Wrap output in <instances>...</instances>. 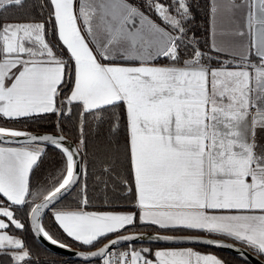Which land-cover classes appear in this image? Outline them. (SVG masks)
Wrapping results in <instances>:
<instances>
[{"label":"snow or ice","instance_id":"obj_1","mask_svg":"<svg viewBox=\"0 0 264 264\" xmlns=\"http://www.w3.org/2000/svg\"><path fill=\"white\" fill-rule=\"evenodd\" d=\"M25 2L0 0V119L56 114L71 124L75 110L77 137L73 148L64 135L0 126V254L31 264L24 241L10 234L13 227L25 229L18 212L31 216L32 231L67 247L41 218L75 187L89 204L91 117L97 136L108 125L93 156L111 153L96 179L105 190L112 181L120 184L136 211L58 210L54 225L67 237L94 246L115 234L91 253L105 257L104 264H226L191 248L156 251L155 260L143 255L148 249L111 252L121 241L142 238L119 235L139 220L222 236L264 256V139L258 133L264 131V0H209L207 51L189 35L192 0H47L41 8L50 11L41 21L2 15ZM57 127L63 132L60 122ZM42 144L59 152L61 168L51 187L33 190L30 174L46 155ZM122 164L127 168L118 171ZM196 242L233 247L211 238ZM237 251L244 258L243 248Z\"/></svg>","mask_w":264,"mask_h":264},{"label":"trees","instance_id":"obj_2","mask_svg":"<svg viewBox=\"0 0 264 264\" xmlns=\"http://www.w3.org/2000/svg\"><path fill=\"white\" fill-rule=\"evenodd\" d=\"M130 2L141 4L142 0H130ZM208 3L209 0H192V12L195 17L194 21L191 23L190 28L191 32L189 35L194 34L196 38L201 41L202 47L205 51H207L206 46L203 44L204 40L208 36V28H209V18H208ZM46 5L47 0H27L23 8H14L9 9L5 12L6 16L9 20H25L29 18H35V20H43L47 17L48 12L50 11V6L44 9L41 8V5ZM43 12V15L41 14ZM155 18V17H153ZM159 22V21H157ZM50 42L59 43L55 36L49 37ZM63 46L61 45V48ZM59 54V52H58ZM65 57H67L66 49L63 51ZM223 59V57H222ZM159 63H167V61L160 60ZM118 111L121 114L123 119L124 109L121 106ZM77 117L74 110L73 122L71 124L66 123L61 117H58L56 114H47L40 119H20L17 121H9L0 119V126L7 128H15L20 130H34V131H48V132H57L60 128L57 127L58 122H60V126L63 127V133L68 137L72 138L76 141L77 132L74 127L75 121ZM89 129L92 131L89 132V155H88V175H87V196L89 200V204L84 206L82 204L83 194L80 192V188L77 187L75 191L69 195L65 200L56 205L55 209L58 210H72V209H82V210H93V211H136V209L130 206L131 200L126 197L121 191V186L114 181L109 183L108 188L105 190L103 185L99 184L96 177L100 173L101 162L106 160L111 153L98 152L96 156H93V146L94 144H99L101 147L104 143V137L107 135L108 125L105 124L100 129L99 136L95 133L94 124L91 123V117H89ZM124 131L121 130L120 133V141L124 142ZM46 155L43 157V161L38 168H34L33 172L30 175V183L33 187V190L37 188L46 189L51 187L52 178L58 175V170L61 168V156L57 150H55L51 145H45ZM98 157V159L96 158ZM122 159V158H121ZM127 168L126 164H122L118 171H123ZM107 179V177H105ZM128 179L131 182V175H128ZM84 180H81V185H83ZM39 200L36 201V203ZM110 204V206H109ZM29 214L26 212H18L17 217L22 220L25 224L24 230H15L14 227L10 229V233L17 235L20 237L27 248L31 253V264H104V259H97L92 261H80L75 259H70L67 257H63L60 255H56L46 250L36 239L30 225ZM43 225L50 233L59 241L64 244H67L74 248H79L83 250L94 249L102 245L109 238L115 236V234H109L107 238H101L98 242L94 244V246H85L72 238H69L60 230L57 226L54 225V219L52 216V210L43 220ZM139 230H150V231H168V232H179L183 234H187L192 232L191 230L183 229V230H168V229H160L157 226L141 224L139 220H137L134 226H128L126 229L122 230L120 233H127L131 231H139ZM119 233V234H120ZM222 237V236H221ZM227 239V238H226ZM231 240V239H230ZM150 245L152 247V251L149 254L144 253L146 257L153 256L154 251L160 247L166 246H174V245H166V244H156V243H133L126 244L120 247H116V249L122 248H132L137 250L140 246ZM191 246V245H184ZM197 249L213 252L218 255L219 258L226 261V264H241L242 258L239 256L226 252L224 250H220L217 248H210L204 246H194ZM8 256V255H5ZM10 258V256H9ZM244 264H251L248 261L244 260ZM3 264H13L12 259L10 258L6 263Z\"/></svg>","mask_w":264,"mask_h":264},{"label":"water","instance_id":"obj_3","mask_svg":"<svg viewBox=\"0 0 264 264\" xmlns=\"http://www.w3.org/2000/svg\"><path fill=\"white\" fill-rule=\"evenodd\" d=\"M31 132L32 134H57V135H64L66 138V144L67 146L70 147H75L76 145V141H74L72 138L68 137L67 135H65L63 132H61L60 130H58L57 132H48V131H34V130H26ZM19 141H24L27 138L26 137H21L18 138ZM12 146H19V144H15ZM41 146H45L44 144H42ZM77 187H75L70 193H65L64 196L59 199V201L55 204V207L57 204H59L60 202H62L63 200H65L69 195H71L75 189ZM41 201H38L37 203H40ZM55 207L49 206V208L44 210V214L42 215V223L44 218L46 217L47 214L50 213L51 210H53ZM77 211H82L81 209L77 210ZM142 224V223H141ZM30 225H31V216H30ZM34 235L37 239V241L48 251H50L51 253H54L56 255H60L63 257H67L70 259H75V260H80V261H92V260H97V259H103L104 257L101 256H91V253L93 252H98L101 248H104L105 245H108L109 242L113 239H116L117 236H113L110 239H108L106 242H104L102 245H100L97 248L94 249H88V250H83V249H79V248H74L71 247L69 245H67V247L65 248H60L57 245H53L51 244L48 240H46L45 238H43L42 235L37 234L36 232H34ZM119 235H123V236H136V237H142V238H138V239H133V240H128V241H121L119 244L113 246L110 251L116 247H120L122 245H126V244H133V243H137V242H141V243H156V244H166V245H174V246H184V245H191V246H204V247H210V248H217L220 250H224L226 252L235 254L237 256H239L240 258V252L237 251V249L243 248V252H244V260L248 261L251 264H264V257L263 256H258L256 252L252 251L251 249H248L246 247H243L242 245H240L238 242H235L233 240H229L226 239L224 237L221 236H217V235H212V236H208V235H203V234H182V233H169V232H158V231H131V232H127V233H121ZM164 236H170L173 237L174 239L172 240H165V239H161L158 237H164ZM206 238H211L214 240H219L225 244H232L233 247L229 248V247H216V246H210V245H206V244H202V243H198L196 241L199 240H203ZM143 249H148L149 251L146 252V254L151 253L152 251V247L150 245H143L140 246L138 248L139 251L143 250ZM87 257V258H85Z\"/></svg>","mask_w":264,"mask_h":264},{"label":"crops","instance_id":"obj_4","mask_svg":"<svg viewBox=\"0 0 264 264\" xmlns=\"http://www.w3.org/2000/svg\"><path fill=\"white\" fill-rule=\"evenodd\" d=\"M238 2V1H237ZM258 133H259V138L260 139H264V131H261V130H258ZM31 175V174H30ZM40 201V200H39ZM77 210H79V209H72V210H62V211H68V212H72V211H77ZM82 210V209H81ZM56 211H58V209H53L52 210V216H54V213L56 212ZM82 211H85V212H101V211H93V210H82ZM113 212H130V211H113ZM29 221H30V216H29ZM32 229V228H31ZM168 230H176V229H168ZM139 231H147V230H139ZM192 232H189V234H203V235H207V234H205V233H203V232H200V231H197V230H191ZM159 232V231H158ZM164 232H168V231H164ZM169 233H179V232H169ZM10 234H12V233H10ZM121 234V233H120ZM183 234V233H182ZM13 235H15V234H13ZM15 236H17V235H15ZM18 237V236H17ZM20 238V237H19ZM110 239V238H109ZM230 240V239H229ZM182 248H191V249H193L194 251H196V252H199V253H201V254H213V255H216V254H214L213 252H206V251H203V250H200V249H197V248H195L194 246H166V247H160V248H157L155 251H154V253H153V256H151V257H147L148 259H150V260H155V252L156 251H160V250H168V249H182ZM128 249H132L131 247L130 248H128ZM138 250V249H137ZM139 251V250H138ZM143 255H144V253H143ZM9 256L10 255H8V256H5V255H3V254H0V264H3V263H6L10 258H11V256H10V258H9ZM218 258H219V256L218 255H216ZM264 257V256H263ZM221 259V258H220Z\"/></svg>","mask_w":264,"mask_h":264},{"label":"built area","instance_id":"obj_5","mask_svg":"<svg viewBox=\"0 0 264 264\" xmlns=\"http://www.w3.org/2000/svg\"><path fill=\"white\" fill-rule=\"evenodd\" d=\"M126 250H129V249H127V248H122V249H116V248H114V249L111 250V252H113V253H118V252L126 251ZM104 258H105V257H104Z\"/></svg>","mask_w":264,"mask_h":264},{"label":"flooded vegetation","instance_id":"obj_6","mask_svg":"<svg viewBox=\"0 0 264 264\" xmlns=\"http://www.w3.org/2000/svg\"><path fill=\"white\" fill-rule=\"evenodd\" d=\"M27 1V0H26ZM4 17H7L5 12L2 14ZM8 18V17H7ZM9 19V18H8ZM10 21H13V20H10ZM36 21H41L40 19L39 20H36ZM0 22H2V19H0Z\"/></svg>","mask_w":264,"mask_h":264},{"label":"bare ground","instance_id":"obj_7","mask_svg":"<svg viewBox=\"0 0 264 264\" xmlns=\"http://www.w3.org/2000/svg\"><path fill=\"white\" fill-rule=\"evenodd\" d=\"M10 129H14V128H10ZM17 130H20V129H17ZM22 131H25V130H22ZM27 132V131H26ZM31 133V132H30Z\"/></svg>","mask_w":264,"mask_h":264},{"label":"rangeland","instance_id":"obj_8","mask_svg":"<svg viewBox=\"0 0 264 264\" xmlns=\"http://www.w3.org/2000/svg\"><path fill=\"white\" fill-rule=\"evenodd\" d=\"M238 2H239V0H237ZM15 129V128H14ZM27 132H29V131H27ZM138 251V250H137Z\"/></svg>","mask_w":264,"mask_h":264}]
</instances>
